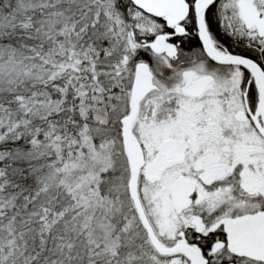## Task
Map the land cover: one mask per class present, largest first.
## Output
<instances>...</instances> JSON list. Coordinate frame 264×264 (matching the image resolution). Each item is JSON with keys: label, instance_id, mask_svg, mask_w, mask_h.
I'll use <instances>...</instances> for the list:
<instances>
[{"label": "snow or ice", "instance_id": "1", "mask_svg": "<svg viewBox=\"0 0 264 264\" xmlns=\"http://www.w3.org/2000/svg\"><path fill=\"white\" fill-rule=\"evenodd\" d=\"M0 264H264V0H0Z\"/></svg>", "mask_w": 264, "mask_h": 264}]
</instances>
